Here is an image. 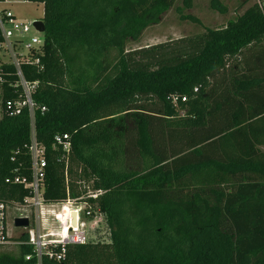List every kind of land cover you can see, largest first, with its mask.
<instances>
[{
	"label": "trees",
	"instance_id": "obj_1",
	"mask_svg": "<svg viewBox=\"0 0 264 264\" xmlns=\"http://www.w3.org/2000/svg\"><path fill=\"white\" fill-rule=\"evenodd\" d=\"M24 1L42 5L45 31L30 57L38 64H20L36 84L33 125L26 107L10 114L24 95L14 66L0 62V203L28 196L33 133L44 201L101 191L88 203L109 232L108 243L69 246L50 264H264V2L127 53L176 0ZM209 6L224 13L219 0ZM63 134L64 158L53 145ZM31 253L22 243L0 264H31Z\"/></svg>",
	"mask_w": 264,
	"mask_h": 264
},
{
	"label": "built area",
	"instance_id": "obj_2",
	"mask_svg": "<svg viewBox=\"0 0 264 264\" xmlns=\"http://www.w3.org/2000/svg\"><path fill=\"white\" fill-rule=\"evenodd\" d=\"M6 0H4L5 2ZM260 7V3L257 2ZM36 22V21H34ZM27 26L6 11H0V48L6 50L12 55L8 57V62L3 64H11L16 69L17 85L23 92L24 101L14 104L11 115H18L21 107H26L29 113L31 125H33L34 105L31 95L36 88V84L27 83L20 71V64H38V60H31L32 51H38L42 46L43 34L38 32L33 26ZM33 31L38 36H32L30 39L24 40L23 36ZM22 48L26 51V55L18 57L17 51ZM17 55V56H16ZM18 57V58H17ZM7 109H11V104H7ZM44 111V108H41ZM54 149H59L63 158L68 156L70 151V141L66 134L55 136L53 139ZM29 154L31 158V181L25 185L28 189V196L24 199L22 206L15 205L18 208H26L33 211L35 216L34 225L29 224L24 230L23 235L26 236L24 242L13 239L8 227L9 209L12 206L0 203V246L9 245L14 241L15 245L24 243L32 249L31 255L25 257L26 262L31 264H50L51 262H61L66 255L67 247L75 245H84L87 242L88 228H86L87 220L92 217V204L88 200H96L101 191H92L86 188V193L77 199H70L67 194L65 201L59 203H46L43 198V180L46 161L43 149L35 142L34 134L31 135V143L29 146ZM65 182L67 175L65 172ZM19 182L17 179L14 183ZM66 193L67 189H66ZM16 207V208H17ZM72 214L75 216V226L72 225ZM99 215H101L99 213ZM54 221V226L49 224ZM50 227V228H49Z\"/></svg>",
	"mask_w": 264,
	"mask_h": 264
},
{
	"label": "rangeland",
	"instance_id": "obj_3",
	"mask_svg": "<svg viewBox=\"0 0 264 264\" xmlns=\"http://www.w3.org/2000/svg\"><path fill=\"white\" fill-rule=\"evenodd\" d=\"M219 2L224 11L222 14L210 8L209 0H191L190 9H185L183 7L182 0H176L170 10L162 15L158 24L149 26L145 29L138 40L127 41L125 50L127 53H131L138 52L139 50H150L155 46L173 45L179 39L193 37L195 35L198 36L204 33V29L206 28L213 29L222 27L228 20L242 14L252 4L257 2L262 4L264 0H219ZM178 9L181 11L178 12ZM0 11L10 12L15 19L27 26L31 25L34 21H41L43 16V7L41 4L29 3L24 0H6L0 3ZM181 15L194 16L199 20V24L195 25L181 21ZM32 36L41 37V35H36L31 31L28 35L23 36V39L27 40ZM33 52L36 51L33 50ZM26 53L27 52L22 48L17 51L18 57L22 56L24 58ZM8 57L11 59L12 55L3 48H0V62H8ZM138 58L139 56H137V58L135 56V60H138ZM16 207L17 206L10 207L8 217V227L14 240L26 232L24 229L14 228V220L18 218H27L29 224L34 225L36 216L31 210L18 208L19 206ZM93 211H98L95 206H93ZM49 224L54 226L55 222L50 221ZM86 228H88L87 241L101 245L109 242V232L104 223L103 215L93 213L92 217L87 220ZM16 249L17 245L12 241L9 245L0 246V254H14Z\"/></svg>",
	"mask_w": 264,
	"mask_h": 264
},
{
	"label": "water",
	"instance_id": "obj_4",
	"mask_svg": "<svg viewBox=\"0 0 264 264\" xmlns=\"http://www.w3.org/2000/svg\"><path fill=\"white\" fill-rule=\"evenodd\" d=\"M33 26L36 28V30L38 32H40L42 34L44 33L45 28H44V24H43L42 21L34 22ZM72 218H73L72 225L75 226V216H74V214H72ZM28 225H29V221H28L27 218H18L16 220H14V222H13L14 228H17V229H24Z\"/></svg>",
	"mask_w": 264,
	"mask_h": 264
},
{
	"label": "crops",
	"instance_id": "obj_5",
	"mask_svg": "<svg viewBox=\"0 0 264 264\" xmlns=\"http://www.w3.org/2000/svg\"><path fill=\"white\" fill-rule=\"evenodd\" d=\"M246 108V107H245ZM261 150L264 152V147L263 148H261Z\"/></svg>",
	"mask_w": 264,
	"mask_h": 264
}]
</instances>
